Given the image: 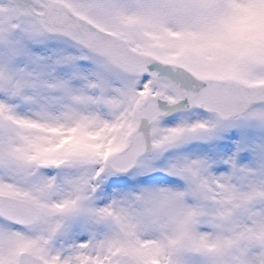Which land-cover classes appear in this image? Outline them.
<instances>
[{
    "label": "snow or ice",
    "instance_id": "1",
    "mask_svg": "<svg viewBox=\"0 0 264 264\" xmlns=\"http://www.w3.org/2000/svg\"><path fill=\"white\" fill-rule=\"evenodd\" d=\"M0 264H264V0H0Z\"/></svg>",
    "mask_w": 264,
    "mask_h": 264
}]
</instances>
